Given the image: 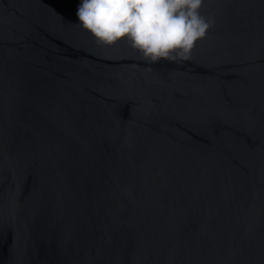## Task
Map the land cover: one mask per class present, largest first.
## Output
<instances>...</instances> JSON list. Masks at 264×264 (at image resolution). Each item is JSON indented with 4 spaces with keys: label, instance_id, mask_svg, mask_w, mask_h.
Here are the masks:
<instances>
[{
    "label": "water",
    "instance_id": "water-1",
    "mask_svg": "<svg viewBox=\"0 0 264 264\" xmlns=\"http://www.w3.org/2000/svg\"><path fill=\"white\" fill-rule=\"evenodd\" d=\"M79 3L0 0V264H264V0L155 62Z\"/></svg>",
    "mask_w": 264,
    "mask_h": 264
},
{
    "label": "clouds",
    "instance_id": "clouds-1",
    "mask_svg": "<svg viewBox=\"0 0 264 264\" xmlns=\"http://www.w3.org/2000/svg\"><path fill=\"white\" fill-rule=\"evenodd\" d=\"M202 0H80L76 16L98 41L127 39L151 61L187 59L209 22Z\"/></svg>",
    "mask_w": 264,
    "mask_h": 264
}]
</instances>
